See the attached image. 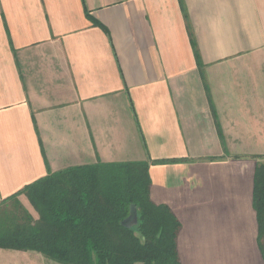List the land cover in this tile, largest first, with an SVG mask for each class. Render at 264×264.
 <instances>
[{"label": "crops", "instance_id": "obj_1", "mask_svg": "<svg viewBox=\"0 0 264 264\" xmlns=\"http://www.w3.org/2000/svg\"><path fill=\"white\" fill-rule=\"evenodd\" d=\"M257 156L264 0H0V203L69 168L149 162L180 264H264ZM0 264L65 263L0 248Z\"/></svg>", "mask_w": 264, "mask_h": 264}, {"label": "trees", "instance_id": "obj_2", "mask_svg": "<svg viewBox=\"0 0 264 264\" xmlns=\"http://www.w3.org/2000/svg\"><path fill=\"white\" fill-rule=\"evenodd\" d=\"M253 208L264 260V156ZM149 162L98 163L49 174L0 203V248L35 251L65 264H180L178 220L150 199ZM27 197L38 219L20 202ZM132 205L138 224L122 222Z\"/></svg>", "mask_w": 264, "mask_h": 264}, {"label": "water", "instance_id": "obj_3", "mask_svg": "<svg viewBox=\"0 0 264 264\" xmlns=\"http://www.w3.org/2000/svg\"><path fill=\"white\" fill-rule=\"evenodd\" d=\"M138 224V211L135 205L130 208V214L127 219L122 222V225L128 229L135 227Z\"/></svg>", "mask_w": 264, "mask_h": 264}, {"label": "rangeland", "instance_id": "obj_4", "mask_svg": "<svg viewBox=\"0 0 264 264\" xmlns=\"http://www.w3.org/2000/svg\"><path fill=\"white\" fill-rule=\"evenodd\" d=\"M31 214H32V216L35 218V219H38V215H37V213H36V211L32 208V206L31 207H26V206H24Z\"/></svg>", "mask_w": 264, "mask_h": 264}]
</instances>
